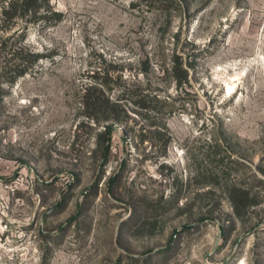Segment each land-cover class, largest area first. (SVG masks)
I'll return each mask as SVG.
<instances>
[{
    "label": "rangeland",
    "instance_id": "rangeland-1",
    "mask_svg": "<svg viewBox=\"0 0 264 264\" xmlns=\"http://www.w3.org/2000/svg\"><path fill=\"white\" fill-rule=\"evenodd\" d=\"M51 4L9 32L40 61L10 83L0 55V264H264V0ZM177 35L183 87L156 67ZM147 54L170 102L129 111L102 167L82 88Z\"/></svg>",
    "mask_w": 264,
    "mask_h": 264
},
{
    "label": "trees",
    "instance_id": "trees-1",
    "mask_svg": "<svg viewBox=\"0 0 264 264\" xmlns=\"http://www.w3.org/2000/svg\"><path fill=\"white\" fill-rule=\"evenodd\" d=\"M62 18L63 13L54 9L51 0H0V55H10L8 61H13L3 68L4 73L12 77L10 83H15L18 77L28 73L42 58L40 53L30 47L7 50L13 36L9 34L10 30L23 21L26 25L38 22L49 24L61 21ZM25 36L26 26L21 32V38L25 39ZM176 37L172 49L161 47L155 52L158 56L156 67L163 78L175 82L177 87H183L190 85V73L197 70L195 63L185 62L186 56L195 55L196 52L186 53L180 48L178 35ZM151 62L152 58L147 54L140 61L139 71L132 74V77L125 75L127 66L122 64L115 67L114 72L105 70L102 75L95 73L82 88L79 108L81 114L93 127L102 126L96 130L98 141L92 151L93 155L100 157L102 167L109 161L116 124L122 123L130 115L129 111L139 114L146 112L149 115L156 111L158 114L170 102L171 96L166 93V89L149 78ZM139 73L148 75L144 82L138 78ZM152 124L157 125L156 122Z\"/></svg>",
    "mask_w": 264,
    "mask_h": 264
}]
</instances>
